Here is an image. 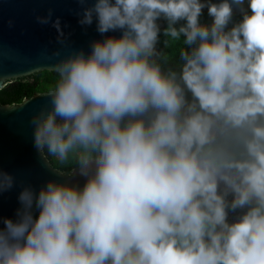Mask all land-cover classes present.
I'll return each mask as SVG.
<instances>
[{
	"label": "clouds",
	"instance_id": "clouds-1",
	"mask_svg": "<svg viewBox=\"0 0 264 264\" xmlns=\"http://www.w3.org/2000/svg\"><path fill=\"white\" fill-rule=\"evenodd\" d=\"M75 2L104 38L53 54L30 124L40 157L84 182L23 186L0 264H264V0ZM54 16L35 20L67 48ZM16 184L0 168V196Z\"/></svg>",
	"mask_w": 264,
	"mask_h": 264
},
{
	"label": "water",
	"instance_id": "water-1",
	"mask_svg": "<svg viewBox=\"0 0 264 264\" xmlns=\"http://www.w3.org/2000/svg\"><path fill=\"white\" fill-rule=\"evenodd\" d=\"M49 8L55 9L54 19L59 17L62 21L67 48L58 43V33L51 25L36 23L35 17L46 15ZM78 11L80 5L75 0H0V91L14 80L40 72H57L54 67L57 57L53 55L56 51L62 56L72 49L87 53L92 41L104 38L96 31L95 23L87 27L79 24ZM235 16H240L239 12ZM9 19L15 21L11 29ZM159 23L165 27L163 20ZM47 93L36 92L21 104L0 105V168L17 177L16 186L0 196V216L16 218L23 186L31 185L38 191L50 179L84 182L75 175V169L71 174L55 169L33 146L30 121L41 109L50 106Z\"/></svg>",
	"mask_w": 264,
	"mask_h": 264
},
{
	"label": "trees",
	"instance_id": "trees-1",
	"mask_svg": "<svg viewBox=\"0 0 264 264\" xmlns=\"http://www.w3.org/2000/svg\"><path fill=\"white\" fill-rule=\"evenodd\" d=\"M234 19L238 21L241 19V16H235ZM201 22L205 24H211L212 22L211 18L207 14V9H204ZM164 23L166 27V22ZM169 39L170 38L165 37L163 32H161L159 48L163 53L172 56L174 63H179V56L176 54V50L182 46V40L176 41L174 46L171 47L165 45V41ZM58 79L59 77L57 72L46 71L14 80L0 91V105L21 104L25 99L32 97L36 92H49L55 87ZM45 156L55 169L65 174H71L72 171L76 169V163L72 159L67 162H60L57 159L48 156L46 152Z\"/></svg>",
	"mask_w": 264,
	"mask_h": 264
},
{
	"label": "flooded vegetation",
	"instance_id": "flooded-vegetation-1",
	"mask_svg": "<svg viewBox=\"0 0 264 264\" xmlns=\"http://www.w3.org/2000/svg\"><path fill=\"white\" fill-rule=\"evenodd\" d=\"M230 218H234V216L230 217Z\"/></svg>",
	"mask_w": 264,
	"mask_h": 264
}]
</instances>
